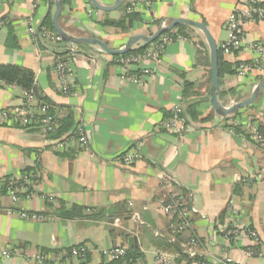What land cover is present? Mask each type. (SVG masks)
<instances>
[{
    "label": "crops",
    "instance_id": "0c3cea01",
    "mask_svg": "<svg viewBox=\"0 0 264 264\" xmlns=\"http://www.w3.org/2000/svg\"><path fill=\"white\" fill-rule=\"evenodd\" d=\"M54 1L0 0L4 23L0 25V63L31 69L41 96L67 105L74 127L82 128L88 146L58 144L38 126L23 128L0 120V177L17 176L25 168L36 175L29 194L14 198L0 192V264H39L25 256L41 249L56 256L82 244L89 248L85 259L68 264H104L101 250L128 247L125 232L138 239L131 246L143 255L138 264H147L148 255L157 264V254L171 264H264V140L256 143L243 127L236 131L219 123L220 116L209 103V51L202 33L192 27L205 44L200 62L196 61L197 46L187 38H176L157 63L142 64L152 73L144 75L141 83L126 78L136 70L123 73L125 67L100 48L66 43L64 49L72 50V82L77 92L67 97L55 83L53 50L30 34L46 15L51 16ZM97 1L110 5L115 0ZM238 2L159 0L142 6L136 12L140 20L121 31L99 21L104 17L119 20L126 10L103 14L90 0H63L58 21L69 34L100 38L111 48H121L132 35L151 34L163 22L187 18L205 24L218 44L229 38L224 25ZM88 9L94 10L91 15ZM10 30L16 38L14 46L7 43ZM244 30L248 40L264 41V21H249ZM222 57L234 63L249 61L253 54L235 51ZM258 76L256 72L222 73L219 94L229 89H235V94L218 100L224 105L244 100ZM186 80L194 83L188 98L197 102V120L192 121L191 130L175 135L163 131L159 123L173 107L183 106L182 82ZM23 92L20 86L0 84V110L22 105ZM250 106L229 119L264 126V87ZM129 151L137 158L124 165L121 157ZM173 194L196 210L189 228L174 238L169 226L178 224L179 218L159 210V199ZM61 205L84 210L82 215L65 218L55 214ZM19 212L41 214L43 219H24ZM232 225L255 231L260 243L247 235L221 242L219 230ZM190 237L197 240L195 246L189 245ZM163 242L170 244L166 247ZM5 249L18 254H4ZM254 249L262 254H245Z\"/></svg>",
    "mask_w": 264,
    "mask_h": 264
},
{
    "label": "built area",
    "instance_id": "2783aa9c",
    "mask_svg": "<svg viewBox=\"0 0 264 264\" xmlns=\"http://www.w3.org/2000/svg\"><path fill=\"white\" fill-rule=\"evenodd\" d=\"M159 1V0H131L127 6L128 12H134L141 9L142 6L149 7L151 3ZM93 9H88V15L93 13ZM249 21H264V1L263 0H239L235 8L228 15V19L225 22V29L229 32V38L227 41H223L217 44L218 49L221 51L223 56H226L233 52H252L253 58L249 61H238L233 63V68L235 73L239 75H250V73H258V77L264 76V41L263 40H248L245 35L244 26ZM166 25L165 22L161 23L160 27ZM34 32L30 31L32 35ZM41 37L45 40L56 43L60 41V36L57 33H52L45 28H43L41 32ZM173 40L166 35L160 37L158 43L151 44L147 49H145L142 54L139 55H128L121 56L115 59V62L120 66H124L123 73H126L127 69L137 71L134 76L128 75L126 78H130L135 82L141 83V78L146 74H151V68L147 66H142V64L147 61L157 63L160 56L164 52L166 45ZM53 69L55 74V83L63 96L72 97L76 96L77 92L75 89V85L72 82V64L70 62V58L68 55L63 53L54 54L53 57ZM131 76V77H130ZM0 84L5 86H11L9 84H5L0 82ZM31 92L24 91L23 96L26 101L23 102L20 106H15L13 109L9 110H0V120L2 119L4 122L11 124L15 122L16 118L23 120L24 123L27 122V117L33 116L34 114H38L40 116L38 122L41 124L43 135L46 132V126L49 124H53L52 120L45 116L46 107L40 105V103L32 104V97L30 96ZM233 102H230L232 104ZM229 106V105H227ZM174 109L176 112L179 111L178 106H175ZM63 110L58 109L57 115L62 114ZM219 117V116H218ZM219 123L226 125L228 128H233V125H241L238 120H224L223 117L220 116ZM159 126L166 130L168 133H172L175 135L184 134L188 130L192 129V125L185 118L179 116L177 113L172 115L169 118H165L159 123ZM249 134L250 140L252 139L254 142H258V124L255 122H246L242 126ZM77 131L81 132L80 135L76 136V142H78L79 146L82 148H86L88 146V141L85 139L82 128L76 126ZM75 143V138L71 136L69 139L65 140L64 143L71 144ZM58 143V144H59ZM137 158V154L134 152H127L123 158L122 163L124 165H129L134 162ZM20 176V175H19ZM13 182H10V184ZM30 183V180L26 177H22V182L19 183L17 187H15V191H21L26 188V184ZM25 191V190H24ZM12 197L14 196L13 190H8V192ZM159 210L162 211L165 215H178L179 223L178 224H170L169 230L171 232V236L174 238L176 235L182 233L184 230L189 228L190 225V217L194 210L193 207H187L176 195H171L169 199L160 198L159 199ZM20 217L24 219H34L39 220L43 219V215L36 214H26L24 212L18 213ZM220 232V241L224 243H229L232 239L238 238L243 235H247L251 240L257 244L260 243L259 237L255 231H250L244 227L239 226H225L221 228ZM196 239L194 237L190 238L189 245H196ZM127 247L122 245H114L109 248H104L101 250V255H103L106 262L117 261L118 264H138V261L135 259H131L127 257L126 252ZM89 251V248L86 244L73 246L68 252L63 251L58 255H50L49 253H33L28 254L25 257L29 260H33L36 263H42L43 261H50L52 264H68L72 260H83L85 259L86 253ZM14 253L17 255V251L14 249H5L4 254ZM191 255H194L192 251L189 252ZM245 254L247 256L261 255L262 253L254 249L246 250ZM157 264H171V260L164 255L157 254L156 255Z\"/></svg>",
    "mask_w": 264,
    "mask_h": 264
},
{
    "label": "trees",
    "instance_id": "16d2710c",
    "mask_svg": "<svg viewBox=\"0 0 264 264\" xmlns=\"http://www.w3.org/2000/svg\"><path fill=\"white\" fill-rule=\"evenodd\" d=\"M153 1V0H152ZM129 4V0H126L125 3H123L118 9H122V10H126L127 11V6ZM137 11L134 12H125L123 13V15L121 16V18L119 20H111L108 18H102L100 19V24L103 26H112L114 28H117L118 30L121 31H128L134 22L139 21L140 17L139 14L136 13ZM103 14H106V12H103ZM4 23H2L0 21V25H3ZM43 28H45L46 30L54 33V29H53V25H52V21H51V16L48 14L46 15L42 21L41 24L38 28L37 31H35L32 34V37L34 39V41L38 42V43H42L44 45H49L50 48L53 50L54 54L57 53H63L68 55V57L71 59L72 56V52L68 51L67 49H64V45L67 43L64 40L60 39V41H57L56 43L50 42L45 40L43 37H41V32L43 30ZM163 35L168 36L169 38H171L172 40L182 37V38H187L189 40H191L194 45L197 46V57H196V61L200 62L199 60L201 59V54L202 51L201 49L204 47V42L199 38V36L193 31V28L187 24H180V25H176L173 28L164 31L161 35H159L153 42L147 44L144 47H135V48H131L128 52L123 53L121 55H111L110 57L117 59L121 56H128V55H139L142 54V52L147 49L151 44L154 43H158L160 37H162ZM15 36H13L11 30L9 33V37L7 40V43L11 46L15 45ZM11 42V43H10ZM81 45V44H78ZM222 53L221 51L218 49V74L219 76L222 75V73H235V70L233 68V63L231 62H226L225 60H223L222 57ZM116 63V62H115ZM35 76H34V72L26 67L17 65V64H2L0 63V82L5 83V84H9V85H17L20 86L24 91H29L31 92V97L32 99L36 100L35 104L40 103V105L46 107V114L45 116H48L52 122H54L53 124H49L48 126H46V132L44 134V136L47 139L52 140L55 143H59V142H64L65 140L69 139L71 136H73L75 138V143L78 144V142H76V136L78 137L80 135L81 132L77 131V129L74 127V120H73V116H72V112L71 110L67 107V105L65 104H54L51 101H49L48 99H46V97L41 96L38 87L35 85ZM257 79L259 77H256ZM194 83L190 82L188 80L183 81L182 82V100H183V106L182 105H177L179 108V111L176 112V110L174 109V107L167 112V114L165 115V118H169L172 115H174L175 113H177L179 116L185 118L186 122L188 121L190 124H192V121L197 120V111L195 110V106H196V101L189 99V94H190V90L193 88ZM229 95L235 94V89H229V91L227 92H220V94L218 95L219 100L222 99L223 96L225 95ZM24 97V96H23ZM24 101H26L25 97H24ZM185 105V106H184ZM251 107V106H250ZM250 107H245V110H250ZM58 109H62L63 112L62 114L57 115V111ZM240 111L233 113V114H229V116L223 117L224 120H227L229 118H234L237 114H239ZM40 116L37 114H34L33 116H29L27 117V122L24 123L23 120H20L19 118H16L14 126H19V127H23V128H27V127H32V126H38L39 128H41V124L38 122ZM2 123H6L1 119ZM9 124V123H6ZM241 124V123H240ZM243 125H233V129H235L236 131H240ZM162 129V128H161ZM163 130V129H162ZM42 131V128H41ZM166 131V130H163ZM180 135V134H178ZM248 136V135H247ZM258 138L259 142H262L264 140V126L262 124L259 125L258 127ZM79 145V144H78ZM124 156V155H123ZM121 157V161H122ZM21 173L17 176H5V177H0V192L2 193H7L8 190H13L15 194H13L14 198L17 197V195H20V193L15 191V187H17L19 185V183L22 182V177L26 176L29 180L30 183L26 184V191L24 192V194H29L30 190H31V185L36 181V175L35 172L32 171L30 168H25L23 170L20 171ZM10 182H13L10 184ZM9 194V193H8ZM10 195V194H9ZM82 210H84L83 208H78V207H74L71 206L69 208H65L64 206H60L59 209L55 212V214H57L58 216H62L65 218H72L75 216H79L82 215ZM28 214V213H26ZM31 215V214H29ZM39 215V214H36ZM41 215V214H40ZM176 217L179 218L178 215H175ZM180 221V220H179ZM183 233V232H182ZM181 235L178 234L176 235L177 237H179ZM191 238V237H190ZM170 244V243H168ZM168 244L166 242H163L162 245H165L166 247H168ZM175 246V243H172L171 246ZM72 247L66 249V252H68ZM43 252L46 253L45 250H40L38 253ZM127 252V257L131 258V259H135V260H141L143 259V255L138 251L137 248L134 247H127L126 249ZM45 263L48 264H52L50 261H43ZM104 264H118L117 261H111V262H104Z\"/></svg>",
    "mask_w": 264,
    "mask_h": 264
},
{
    "label": "water",
    "instance_id": "95a60500",
    "mask_svg": "<svg viewBox=\"0 0 264 264\" xmlns=\"http://www.w3.org/2000/svg\"><path fill=\"white\" fill-rule=\"evenodd\" d=\"M126 0H115L113 4L107 5L102 4L97 0H90V3L96 10H100L103 12H111L116 9H118L123 3H125ZM63 0H55L54 1V9L51 13V21L53 25L54 32L57 33L58 36L65 42L69 43L70 45H78V44H84V45H90L100 48L103 52L109 54V55H121L123 53L128 52L134 44L140 43L139 47H144L147 44L153 42L159 35H161L164 31L169 30L173 28L176 25L180 24H187L191 27H194L198 29L204 39H206L208 51H209V69H210V82H211V88H210V94H209V103L211 105L212 110L214 113L221 117L229 116V114H233L238 112L240 109L250 106V104L253 103V101L258 96L259 92L264 87V76L259 77L256 80V83L252 90L250 91V94L247 98L244 100L233 102L232 104L223 105L218 100L219 95V82H218V47L215 39L211 36L207 26L203 24L202 22H198L191 19H181V18H173L170 20L169 23L164 25L163 27H159L156 31H154L151 34H135L130 36L127 39V42L124 46L121 48H111L108 46L106 42L101 40L100 38H95L91 36L86 35H72L67 33L60 25V22L58 21V18L61 13ZM68 51H72L68 49ZM124 238L127 241L128 247H131L132 245H137V237L134 235H130V233L125 232Z\"/></svg>",
    "mask_w": 264,
    "mask_h": 264
},
{
    "label": "rangeland",
    "instance_id": "374dc122",
    "mask_svg": "<svg viewBox=\"0 0 264 264\" xmlns=\"http://www.w3.org/2000/svg\"><path fill=\"white\" fill-rule=\"evenodd\" d=\"M55 33V32H54ZM67 44H69V43H67ZM139 43H137V44H135V45H138ZM70 45V44H69ZM134 45V46H135ZM31 103H32V101H31ZM32 104H35L34 102L32 103ZM224 105V104H223ZM26 191V189H23V190H21V191H18V193H20V194H24V192ZM12 196V195H11ZM153 263V258H152V256L151 255H148V258H147V264H152Z\"/></svg>",
    "mask_w": 264,
    "mask_h": 264
}]
</instances>
